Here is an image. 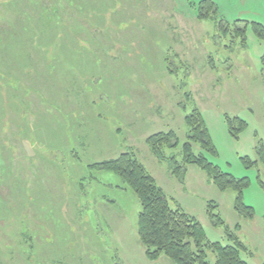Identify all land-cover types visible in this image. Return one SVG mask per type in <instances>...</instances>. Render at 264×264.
I'll list each match as a JSON object with an SVG mask.
<instances>
[{
    "label": "rangeland",
    "instance_id": "obj_1",
    "mask_svg": "<svg viewBox=\"0 0 264 264\" xmlns=\"http://www.w3.org/2000/svg\"><path fill=\"white\" fill-rule=\"evenodd\" d=\"M9 1L0 0V264H173L147 259L137 195L93 167L125 152L210 242L230 245L229 229L248 264H264V40L252 26L264 25V0H214L227 36L198 19L204 0ZM51 7L60 21L42 18ZM245 23L246 43L233 27ZM195 108L217 154L198 143L194 153L249 181L252 218L196 165L173 174ZM227 116L246 128L233 135ZM170 132L179 144L160 159L147 140Z\"/></svg>",
    "mask_w": 264,
    "mask_h": 264
},
{
    "label": "trees",
    "instance_id": "obj_2",
    "mask_svg": "<svg viewBox=\"0 0 264 264\" xmlns=\"http://www.w3.org/2000/svg\"><path fill=\"white\" fill-rule=\"evenodd\" d=\"M12 1L14 0L9 2ZM49 9L41 14L42 18L55 16L60 21V11L56 7ZM48 11L49 13H47ZM220 17L221 20H218ZM198 19L200 21H214L219 32L224 36H227L233 30L231 25L220 16L219 6L214 0H204L199 4ZM238 25H233L235 27L234 31L237 36L243 37V42L246 43L245 35L249 23H245L244 27H238ZM252 26L256 35L264 40V25L252 23ZM15 29L17 28L15 27ZM12 39V43L15 41L18 46V41L14 40V37ZM2 41L3 38H0V52L6 47L1 44ZM262 62L264 64V57ZM226 118L231 133L235 136L247 126V123L241 119H231L228 116ZM185 120L189 128L188 142L183 146V162L179 163L175 158H172L173 174L183 177L187 171V165H196L208 174L221 191L235 190L237 192L235 209L241 215L252 218L253 208L243 202V190L248 186L249 181L247 179H237L230 173L223 172L203 154L196 155L193 150L195 143L200 144L204 150L214 155L217 154V150L199 109L195 108ZM147 144L160 159H163V149H173L179 143L176 134L170 132L152 135L148 138ZM244 161L247 164L251 163L249 160ZM93 167L116 173L137 195L141 203L138 236L145 248V255L150 261H156L165 256L173 264H248L243 257V253L248 254L249 249L237 235L227 229L230 245L210 242L207 239L204 227L198 219L185 213L181 208L174 209L171 207L163 189L157 185L155 179L134 153L125 152L116 159L95 164ZM209 207L211 209H209V216L213 223L216 226L225 225L221 217L213 213V208L216 206L211 204ZM210 254L215 256L214 263L209 260Z\"/></svg>",
    "mask_w": 264,
    "mask_h": 264
}]
</instances>
